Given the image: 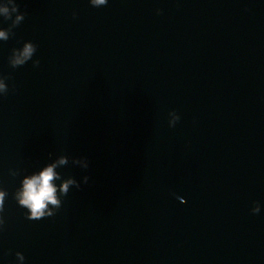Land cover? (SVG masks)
I'll return each instance as SVG.
<instances>
[{
  "label": "water",
  "instance_id": "1",
  "mask_svg": "<svg viewBox=\"0 0 264 264\" xmlns=\"http://www.w3.org/2000/svg\"><path fill=\"white\" fill-rule=\"evenodd\" d=\"M15 3L18 27L0 14V264H264V0ZM52 164L58 189L81 188L30 221L14 197Z\"/></svg>",
  "mask_w": 264,
  "mask_h": 264
},
{
  "label": "clouds",
  "instance_id": "2",
  "mask_svg": "<svg viewBox=\"0 0 264 264\" xmlns=\"http://www.w3.org/2000/svg\"><path fill=\"white\" fill-rule=\"evenodd\" d=\"M13 7L11 12L8 7H0V14H3L4 20H11V27H18L25 19L27 13L19 12V5L15 3V0H12ZM109 0H90V3L94 7L107 6ZM158 14L162 13V10H157ZM12 12L18 13L15 16V19L12 20ZM77 13H73L75 18ZM8 30L0 31V40L5 42L9 38ZM15 35V33H13ZM38 45L32 42L26 43L23 47V50L18 49L12 50V55L9 57L10 66L15 69L25 65L30 60H33L34 55L36 54ZM41 61L36 59L33 61L34 67H39ZM11 79V76H2L0 75V95L7 96L10 89L8 84L5 81ZM172 117L169 121L170 127H175L176 123L180 120V116L176 111L169 113ZM66 158L61 157L58 161L59 164H65ZM76 164H80L83 169L87 170L90 166V162L87 157H82L74 159L73 161ZM57 165L52 164L45 168L39 175H33L31 177L25 178L23 180L22 191L17 192L14 199L18 202L19 206L27 209L26 218L30 221H39L43 218L53 217L62 207V202L57 197L58 191L64 197H67L70 192V186H75L77 189L81 188V183L77 182L75 179L69 178L64 181L62 186L58 189L55 181L60 179V174L55 171ZM89 176L83 177V182L87 184L89 182ZM7 193L5 191H0V230L4 229L6 225L5 220V197ZM49 205H52V208H49ZM254 207L251 209L253 214H259L261 211V205L259 201L254 202ZM16 257L24 262L26 257L22 252H16Z\"/></svg>",
  "mask_w": 264,
  "mask_h": 264
}]
</instances>
